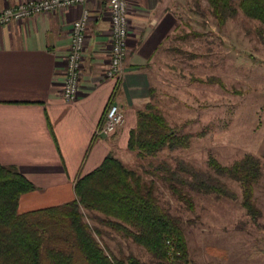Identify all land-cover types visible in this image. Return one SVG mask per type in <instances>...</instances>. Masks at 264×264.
<instances>
[{"label": "rangeland", "instance_id": "obj_1", "mask_svg": "<svg viewBox=\"0 0 264 264\" xmlns=\"http://www.w3.org/2000/svg\"><path fill=\"white\" fill-rule=\"evenodd\" d=\"M186 3L184 28L171 36L148 101L138 110L152 105L179 135L189 136L188 145L145 160L124 151L120 161L156 182L160 204L182 220L191 264H264V157L257 152L264 132V27L237 8L219 25L207 0ZM133 121L130 116L127 127H135ZM245 154L262 162L253 186L254 219L242 206L240 185L209 165L213 159L230 166ZM166 179L191 197L192 208L171 193ZM97 226L114 256L132 253L159 264L130 240Z\"/></svg>", "mask_w": 264, "mask_h": 264}, {"label": "crops", "instance_id": "obj_2", "mask_svg": "<svg viewBox=\"0 0 264 264\" xmlns=\"http://www.w3.org/2000/svg\"><path fill=\"white\" fill-rule=\"evenodd\" d=\"M24 0H0V9ZM186 0H128L126 71L119 85L104 77L109 61L110 22L103 3L88 4L90 22L80 70V94L61 95L62 57L79 9L50 12L0 28V164L16 168L35 189L20 197L18 212L62 205L75 199L78 177L108 155L127 152L132 116L147 103L156 65L169 53ZM110 102L124 123L109 136H96ZM264 157V132L258 145Z\"/></svg>", "mask_w": 264, "mask_h": 264}, {"label": "trees", "instance_id": "obj_3", "mask_svg": "<svg viewBox=\"0 0 264 264\" xmlns=\"http://www.w3.org/2000/svg\"><path fill=\"white\" fill-rule=\"evenodd\" d=\"M207 2L219 25L237 8L264 27V0H237L236 7L232 0ZM188 139L147 104L136 113L127 150L145 160L163 150L187 147ZM209 165L240 185L242 206L256 218L259 211L252 197L262 175L261 158L245 154L230 166L213 159ZM166 180L171 193L192 208L191 197ZM156 188L153 179H145L110 154L95 170L76 179L74 200L19 213L20 197L35 187L16 168L0 164V264H147L132 253L114 256L101 241L104 231L97 225L130 240L159 264H191L182 220L160 204Z\"/></svg>", "mask_w": 264, "mask_h": 264}, {"label": "built area", "instance_id": "obj_4", "mask_svg": "<svg viewBox=\"0 0 264 264\" xmlns=\"http://www.w3.org/2000/svg\"><path fill=\"white\" fill-rule=\"evenodd\" d=\"M103 3L108 10L110 22L109 61L104 71L106 79H112L119 85L126 71V55L129 34L128 0H24L15 7L0 9V28L11 22H19L50 12H64L70 8L79 9V16L71 24L70 39L66 54L62 57L64 76L61 83V95L68 103L75 102L80 94V70L86 41V32L90 22L88 4ZM124 123L120 107L110 102L104 118L95 131L96 136H109Z\"/></svg>", "mask_w": 264, "mask_h": 264}]
</instances>
